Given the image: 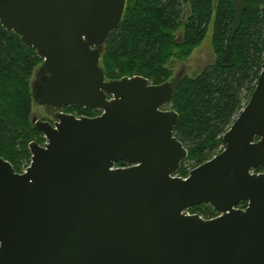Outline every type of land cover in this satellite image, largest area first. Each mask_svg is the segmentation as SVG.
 <instances>
[{"label": "water", "instance_id": "obj_1", "mask_svg": "<svg viewBox=\"0 0 264 264\" xmlns=\"http://www.w3.org/2000/svg\"><path fill=\"white\" fill-rule=\"evenodd\" d=\"M127 2L0 0L3 27L44 60L34 101L102 111L34 117L47 141L23 173L0 157V264H264V63L223 151L177 176L188 149L163 107L185 68L154 84L101 65ZM202 204L219 215L185 214Z\"/></svg>", "mask_w": 264, "mask_h": 264}, {"label": "trees", "instance_id": "obj_2", "mask_svg": "<svg viewBox=\"0 0 264 264\" xmlns=\"http://www.w3.org/2000/svg\"><path fill=\"white\" fill-rule=\"evenodd\" d=\"M263 7L264 0H128L123 21L101 49L108 80L141 75L161 84L174 77L171 60L189 58L213 21L216 60L193 77L184 75L167 103L179 113L175 135L188 149L177 172L183 177L188 176L187 162L198 166L223 151L224 134L257 85L264 63ZM42 62L34 48L0 22V157L17 172L31 160L30 143H45L32 119V78ZM202 205L208 218L218 215L211 205ZM199 208L191 212L203 215Z\"/></svg>", "mask_w": 264, "mask_h": 264}, {"label": "rangeland", "instance_id": "obj_3", "mask_svg": "<svg viewBox=\"0 0 264 264\" xmlns=\"http://www.w3.org/2000/svg\"><path fill=\"white\" fill-rule=\"evenodd\" d=\"M212 22L209 26L207 36L204 38V40L200 44H198L195 47V49L193 50V53L191 54V56L189 58H187L185 60H181L179 57L175 56L171 60L170 66L173 69V75H176V73H178L179 71H181L182 69L185 68V71H186L185 75L193 77V76L197 75L198 73H200L205 67H207L209 64L213 63L216 60L217 54L215 52V49L213 46V40H212L213 34H214V24ZM177 35H178V32H177ZM43 63H44V60L42 63H40L36 67V69L34 71L33 78H32V82H34V80L37 78V76L40 75L39 73H40V69L42 68ZM249 99H246L245 101L248 103ZM69 109L71 110V108H69ZM163 109L167 110V109H172V108H171V105L166 104L163 107ZM65 110H68V109L65 108ZM99 111L100 110H97V112L95 111L94 113L95 114L99 113ZM72 112H73V110H72ZM78 113L81 114L82 112H78ZM34 117H37L38 119H42V120H43V118L50 117L49 111H48V106L47 105H41V104L37 103L36 101H34L32 119ZM43 136L45 138V143H46V141H47L46 137L44 134H43ZM44 144H42V145H44ZM31 162H32V157H31L30 161L21 163V171L20 172L21 173L25 172L27 170V168L31 165ZM195 167H196L195 162H193V161L187 162L186 168L188 171V175H189L190 171L192 169H194ZM175 175L181 176L178 173H176ZM181 177H183V176H181ZM199 211L201 213H203L202 216L204 218H208L209 215L206 214L207 213V206L201 205V208H199Z\"/></svg>", "mask_w": 264, "mask_h": 264}, {"label": "flooded vegetation", "instance_id": "obj_4", "mask_svg": "<svg viewBox=\"0 0 264 264\" xmlns=\"http://www.w3.org/2000/svg\"><path fill=\"white\" fill-rule=\"evenodd\" d=\"M264 8V7H263ZM263 10V9H262ZM185 22H186V17H185ZM213 23V22H212ZM183 40V32L181 31L180 33H179V37H178V41H182ZM213 40V39H212ZM40 75H38L37 76V78L34 80V82L33 83H35L37 80H38V78L42 75V71H41V69H40V73H39ZM185 75V74H184ZM175 76V75H174ZM65 108H67L68 110H65ZM69 108H71V110L69 109ZM72 110H73V112H72ZM48 111H49V115H50V117H47V118H43V120H45V121H49L50 123H52V124H55L57 121H58V119L56 118V115L57 114H59V113H65V114H73V115H75V116H77V117H83V116H89V115H87V114H84V113H78V112H81L78 108H75L74 106H70V107H63V108H61V109H54V108H51V107H49L48 106ZM101 113V110L99 111V113H98V115ZM96 116V115H95ZM127 166H129V164L127 165ZM127 166H124V167H127ZM261 168V167H260ZM260 168H258V169H260ZM258 169H255V170H253L252 171V173H262V172H264V170H261V171H259ZM248 205V203L247 202H241L240 204H239V206H238V208H245L246 206Z\"/></svg>", "mask_w": 264, "mask_h": 264}, {"label": "built area", "instance_id": "obj_5", "mask_svg": "<svg viewBox=\"0 0 264 264\" xmlns=\"http://www.w3.org/2000/svg\"><path fill=\"white\" fill-rule=\"evenodd\" d=\"M185 214H186V215H192L193 213L191 212V210H186V211H185Z\"/></svg>", "mask_w": 264, "mask_h": 264}]
</instances>
